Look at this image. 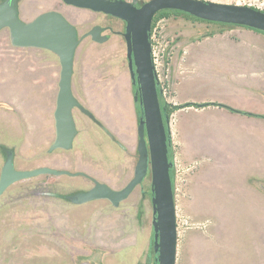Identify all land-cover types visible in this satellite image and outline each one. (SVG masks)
Returning <instances> with one entry per match:
<instances>
[{"label": "crops", "instance_id": "crops-1", "mask_svg": "<svg viewBox=\"0 0 264 264\" xmlns=\"http://www.w3.org/2000/svg\"><path fill=\"white\" fill-rule=\"evenodd\" d=\"M158 50L163 51L162 65L155 59L154 65L166 85L163 100L173 106L209 104L180 108L169 117L175 208L188 209L187 216L203 229L215 226L219 238L223 232L227 264L237 263L248 243L252 264H261L257 257L264 256V193L249 180L264 182V33L233 25L210 36L190 33L160 43ZM110 54H116L118 62L105 74L91 71L86 56L82 58L78 97L92 117L83 115L84 122L101 131L110 171L98 168L94 156L78 170L108 183L115 182L122 169L133 174L142 117L126 51L118 45ZM7 56L0 71V102L10 109L0 107V152L21 143L24 159L41 160L34 166L71 170V156L82 153L48 151L55 135L58 58L46 50L15 47ZM76 61L77 54L73 87ZM75 123L78 134L76 118ZM42 153L47 154L44 160L38 156ZM107 204L71 203L40 217H33L32 208H26L24 216L16 209L9 220L0 219V264H75V257L85 258L91 249L102 252L103 264H138L145 254L152 257V220L127 237L129 227L122 222L114 226L120 214ZM123 250L131 258L126 259Z\"/></svg>", "mask_w": 264, "mask_h": 264}, {"label": "water", "instance_id": "water-1", "mask_svg": "<svg viewBox=\"0 0 264 264\" xmlns=\"http://www.w3.org/2000/svg\"><path fill=\"white\" fill-rule=\"evenodd\" d=\"M60 1L67 6L111 16L125 23L122 36L125 40L126 57L131 79L137 86L134 101L139 102L142 111L137 127L138 159L132 179L122 189L114 190L105 183L91 178L93 186L86 191L76 193L71 202L74 205H82L106 200L113 207H118L142 183L150 171L152 249L156 254V264H176L177 223L170 175L172 162L168 158L165 117L158 98L157 76L150 43L153 18L160 11L176 10L200 20L247 27L264 33V12L250 6L204 0ZM138 2L140 6L136 7ZM3 29L8 30L12 47L42 49L58 58L60 72L53 111L55 135L48 151L53 153L57 150H72L77 135L73 111L79 109L82 113L89 114L74 97L72 91L76 51L84 37L90 36L92 41L102 44L108 40V36L101 35L100 26H94L84 36L78 37L75 25L56 10L40 13L32 20L25 21L20 16L18 0L0 2V31ZM0 107L10 109V106L3 102H0ZM42 175L76 177L82 173H71L48 166L28 170L16 169L13 152L8 150L0 170V196L13 184ZM259 188L264 193V186ZM94 257L80 260L78 264H102Z\"/></svg>", "mask_w": 264, "mask_h": 264}, {"label": "rangeland", "instance_id": "rangeland-1", "mask_svg": "<svg viewBox=\"0 0 264 264\" xmlns=\"http://www.w3.org/2000/svg\"><path fill=\"white\" fill-rule=\"evenodd\" d=\"M2 0H0L1 2ZM209 2L223 3V4H236L244 5L256 8L264 11V0H204ZM18 8L20 16L25 21H30L40 13L56 10L63 14V16L73 23L79 32V36H82L92 26L99 25L102 27H110L113 30L123 32V23L112 17L93 13L88 10L77 9L71 6H67L60 0H19ZM156 28L155 37L151 40V46L156 47L160 43L171 42L177 38L188 37L191 34L200 36L205 32L214 28L213 26H207L202 23L193 22L184 17L170 16L162 20L159 23H155ZM109 35V40L106 43L98 44L93 42L89 38H84L80 42L77 48V61H76V75H75V87L78 91L80 80V64L82 58L86 56V60L90 64L91 71H95L97 74H105L112 72L111 65H116L118 62V56L116 54H110L116 50V46H120L125 50L124 39L114 35L111 32H106ZM165 48H163L164 50ZM12 51V46L9 41V32L7 29L0 31V71L3 67L2 63L7 62V54ZM162 62V58H160ZM162 63H160L161 67ZM116 70V69H114ZM1 73V72H0ZM2 74H0L1 78ZM2 87L0 85V95L2 94ZM77 120L78 134L74 147L70 152H79L82 155L71 156V172L80 171L82 162H86V158H95V162L98 168L106 167V163H109L110 159L107 158L102 151V147L105 146V141L101 134L100 129L94 123L91 126L88 122H84V117L78 109L74 110L73 114ZM21 143L12 145L9 149L2 147L0 152V170L5 160V151L11 150L14 153V167L20 170H28L37 168L34 166L41 160L36 159H24L21 156ZM5 148V149H4ZM101 150V151H100ZM38 156H42L43 160L46 159L47 154L42 153ZM85 158V159H84ZM109 160V161H108ZM116 168V165H115ZM56 169V168H55ZM106 169L110 171L107 166ZM114 168L112 172H114ZM132 178L131 175H123L122 179L118 182H109L113 187H121L128 180ZM114 179V178H113ZM68 183L72 185L67 186ZM77 183V184H75ZM92 183L84 178H66L63 176H49L42 175L26 180H22L10 186L7 191L0 196V219L9 220V216L14 214L17 210L18 214L25 215L26 208H32L33 217H40L42 213H53L54 209L69 206L71 203L60 199V195H68L73 191L81 189H89ZM151 177L148 174L145 181L141 186L137 187L130 197L123 202L120 207L114 208V214L116 209L120 216L115 220L114 226L117 223L122 222V226L127 225L129 231L127 237L132 236L138 228V231L142 228L141 224H148L149 220H153L151 214ZM109 206V204H107ZM17 209V210H16ZM16 210V211H15ZM196 212V209H193ZM128 211L129 214H128ZM189 210L179 206L176 208L177 218V256L176 264H227L224 257V245L226 241L222 237L224 234L221 231V238L218 237V231L215 226L211 230L203 229L200 224H193L191 219L187 216ZM145 213V214H144ZM137 214H141L137 219ZM13 216V215H12ZM28 217L29 213L27 214ZM188 218H187V217ZM189 219V220H188ZM138 222V225H137ZM92 233V232H91ZM93 234V233H92ZM248 243V242H247ZM81 245H85L81 243ZM251 244L246 247L242 246L240 256H237L238 261L235 264H252V256H249ZM82 248V247H81ZM87 250V249H86ZM97 252V251H94ZM122 253L119 251L117 254ZM150 252H148L149 254ZM128 252H124L123 256L126 259L131 258ZM147 254V255H148ZM122 256V255H121ZM258 261L261 260V264H264V256L257 257ZM146 254L140 258L138 264L147 263ZM237 260V259H236ZM103 261L101 256L100 262ZM79 258L74 259V263L78 264ZM103 264V262H102ZM259 264V263H257Z\"/></svg>", "mask_w": 264, "mask_h": 264}, {"label": "trees", "instance_id": "trees-1", "mask_svg": "<svg viewBox=\"0 0 264 264\" xmlns=\"http://www.w3.org/2000/svg\"><path fill=\"white\" fill-rule=\"evenodd\" d=\"M19 1V0H18ZM256 9V8H255ZM264 12V11H263ZM170 16H179V17H184L188 20H191L193 22H198V23H202V24H205L207 26H213L214 28H212L211 30L205 32L204 34L198 36V37H202V36H210V35H213V34H216V33H220L222 32L223 30H225L227 27L229 26H233V25H228V24H221V23H215V22H208V21H204V20H200V19H197L195 17H192L186 13H183V12H180V11H176V10H164V11H160L159 13H157L155 15V17L153 18V23H152V28L154 27L155 23L159 20V19H162V18H169ZM254 30V29H253ZM255 31H258V30H255ZM260 32V31H258ZM263 33V32H262ZM158 89V98H159V101H160V106L161 108L163 109V116L165 117V120H164V123H165V129H166V133H167V139H168V158H169V161H171V155H170V148H171V140H170V135H169V128H168V121H169V117L171 115V113L175 110H178L180 108H184V107H189V106H193V107H196V108H201V107H204V106H207L209 104H202V105H198V104H185V105H180V106H173V105H170L168 103H166L163 98L161 97V94L159 92V88L157 87ZM138 105V109L141 111V106L139 104V102L137 103ZM219 106V105H218ZM231 111H235L233 109H230ZM142 114V112H141ZM99 125V124H98ZM100 126V125H99ZM102 128V127H101ZM104 130V129H103ZM171 175V179H172V172L170 173ZM249 183L254 186L255 188H257L258 190H260L259 186H264V182L263 181H259V180H256V179H250L249 180ZM152 195V194H151ZM80 247L82 248H85V249H89V247H87L86 245H81L79 244ZM92 252L94 251H99L98 249H91ZM151 254L154 255V252L151 248ZM149 257L148 258V262L146 264H156V258L155 255L154 257ZM78 258V257H75V259Z\"/></svg>", "mask_w": 264, "mask_h": 264}, {"label": "flooded vegetation", "instance_id": "flooded-vegetation-1", "mask_svg": "<svg viewBox=\"0 0 264 264\" xmlns=\"http://www.w3.org/2000/svg\"><path fill=\"white\" fill-rule=\"evenodd\" d=\"M126 1H131V0H126ZM140 6V3L138 2L137 4H136V7H139ZM98 14H100V13H98ZM107 16V15H106ZM109 17H111V16H109ZM113 18V17H112ZM114 19H116V18H114ZM117 20H119V19H117ZM119 21H121V20H119ZM122 23H123V27H124V29H123V32H121V31H117V30H113V29H111L110 27H102V26H100L101 28H102V32H101V35H106L105 33L108 31V32H111V33H113L114 35H117V36H119V37H121V38H123V33H124V31H125V23L123 22V21H121ZM73 24V23H72ZM95 26H99V25H95ZM94 26H92L88 31H86L82 36H84L86 33H88L92 28H93ZM77 32H78V30H77ZM82 36H79V32H78V37H82ZM108 36V40H109V35H107ZM84 38H89V39H91V37L90 36H88V37H84ZM83 38V39H84ZM124 39V38H123ZM92 40V39H91ZM107 40V41H108ZM82 41V40H81ZM106 41V42H107ZM94 42V41H93ZM106 42H104V43H106ZM124 42H125V40H124ZM96 43V42H95ZM99 44V43H98ZM103 44V43H102ZM125 51H126V46H125ZM135 87H136V89H137V86L136 85H134ZM77 87H73L72 86V91H73V95H74V97L78 100V102H79V96L81 95V89L80 88H78L80 91H78L77 89H76ZM80 103V102H79ZM80 105H81V103H80ZM75 110V109H74ZM79 110V109H78ZM80 111V110H79ZM81 112V111H80ZM82 113V112H81ZM73 114H74V111H73ZM82 114H84V113H82ZM84 115H86L87 117H89V118H91L92 119V117L90 116V114H84ZM95 122V121H94ZM96 123V122H95ZM8 151V150H7ZM7 151H5V157H6V153H7ZM63 170H65V169H63ZM67 171H69V172H71L70 170H67ZM77 172H80V173H82V175H79V176H76V177H72V176H63V177H66V178H84V179H86V180H88V181H90L91 183H92V186H93V182H92V180H91V178H93V179H95V180H97V181H99V182H102V183H105L106 185H108L109 187H111L112 189H114V190H120V189H122L130 180H128L123 186H121V187H117V188H115V187H113L111 184H109L108 182H103L102 180H99V179H97V178H95V177H93V176H90V175H88V174H86V173H84V172H82V171H74V172H71V173H77ZM121 174H119V175H117V176H115L114 178H115V182H118V181H120V179H122V177H123V175H127L126 173H127V171H126V169H122L121 171ZM172 172V167H171V169H170V173ZM150 173V171H148V173H147V175H146V177L144 178V180L142 181V183L145 181V179L147 178V176H148V174ZM132 177H133V174H132ZM141 183V184H142ZM75 184H77V183H75ZM141 184L139 185V186H141ZM69 185H72V183H68L67 184V186H69ZM91 186V187H92ZM139 186H137V187H139ZM90 187V188H91ZM136 187V188H137ZM89 188V189H90ZM135 188V189H136ZM134 189V190H135ZM86 190H88V189H81V190H77V191H73L72 193H70V194H68V195H65V196H63V195H60L59 196V198L60 199H63L64 201H66V202H69V203H72L71 202V199L73 198V196L76 194V193H79V192H83V191H86ZM133 193V192H132ZM131 193V194H132ZM150 194H152L151 193V186H150ZM130 197V196H129ZM128 197V198H129ZM127 198V199H128ZM151 198H152V195H151ZM126 199V200H127ZM125 200V201H126ZM103 201H105V202H107L108 204H109V206H111V207H113L112 205H111V203L110 202H108V201H106V200H103ZM125 201H123V202H125ZM123 202H121L120 204H119V206L118 207H120V205L123 203ZM150 202H151V200H150ZM118 207H114V208H118ZM152 207V206H151ZM139 215V214H138ZM154 252V251H153ZM154 255H155V257L154 258H156V254L154 253ZM93 256H95L94 258L96 259V260H98V261H100L101 260V256H102V252L99 250V251H97V252H91L90 253V255L89 256H87V257H85V258H82V259H79V261L80 260H88V259H91Z\"/></svg>", "mask_w": 264, "mask_h": 264}, {"label": "built area", "instance_id": "built-area-1", "mask_svg": "<svg viewBox=\"0 0 264 264\" xmlns=\"http://www.w3.org/2000/svg\"><path fill=\"white\" fill-rule=\"evenodd\" d=\"M155 32H156V28H152L151 32H150V42L151 40L155 37ZM151 50H152V58H153V54H154V58H153V64H154V59L155 61H159V66H160V58H162V53L163 51L159 52V50L156 49V47L151 46ZM155 67V65H154ZM157 76V87L159 88V92L161 94V97L164 99V95L166 92V85L164 83V81L159 77V74H156Z\"/></svg>", "mask_w": 264, "mask_h": 264}]
</instances>
